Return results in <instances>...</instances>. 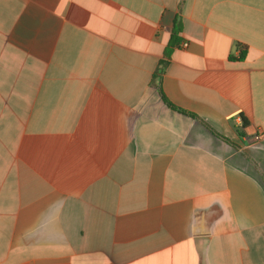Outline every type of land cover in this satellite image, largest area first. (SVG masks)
Instances as JSON below:
<instances>
[{"label": "crops", "instance_id": "1", "mask_svg": "<svg viewBox=\"0 0 264 264\" xmlns=\"http://www.w3.org/2000/svg\"><path fill=\"white\" fill-rule=\"evenodd\" d=\"M258 131L264 0H0V264H264Z\"/></svg>", "mask_w": 264, "mask_h": 264}, {"label": "trees", "instance_id": "2", "mask_svg": "<svg viewBox=\"0 0 264 264\" xmlns=\"http://www.w3.org/2000/svg\"><path fill=\"white\" fill-rule=\"evenodd\" d=\"M182 32V23L180 21V19L176 18L175 21H174V24H173V29H172V35H171V38H170V41H169V45L167 47V50L165 52V56H164V59L161 61V64L159 66V72H163L164 69H165V66L167 64V62L169 61L170 59V54L171 52L173 51L174 48H177V47H181V42H182V38L180 37V34ZM240 54H241V59L245 56V50L244 48H240ZM157 80L159 82V89H160V77H157ZM161 90V89H160ZM161 95H162V98L163 100L173 109L175 110H178L180 112H183L185 114H188L186 111L184 110H181V109H178L176 108L175 106H173L167 99L166 97L163 95L162 91H161Z\"/></svg>", "mask_w": 264, "mask_h": 264}, {"label": "built area", "instance_id": "3", "mask_svg": "<svg viewBox=\"0 0 264 264\" xmlns=\"http://www.w3.org/2000/svg\"><path fill=\"white\" fill-rule=\"evenodd\" d=\"M187 46V43H182V47H186ZM264 135L263 133L260 131H258L253 137H252V143L253 144H257L259 143L262 139H263Z\"/></svg>", "mask_w": 264, "mask_h": 264}]
</instances>
